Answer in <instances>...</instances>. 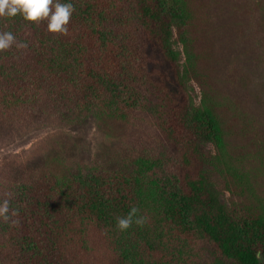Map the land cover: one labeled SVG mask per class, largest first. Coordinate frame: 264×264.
I'll list each match as a JSON object with an SVG mask.
<instances>
[{
    "label": "trees",
    "instance_id": "1",
    "mask_svg": "<svg viewBox=\"0 0 264 264\" xmlns=\"http://www.w3.org/2000/svg\"><path fill=\"white\" fill-rule=\"evenodd\" d=\"M70 2L66 34L0 19L28 45L0 52V139L106 137L79 165L4 158L0 264H262L264 0Z\"/></svg>",
    "mask_w": 264,
    "mask_h": 264
},
{
    "label": "rangeland",
    "instance_id": "2",
    "mask_svg": "<svg viewBox=\"0 0 264 264\" xmlns=\"http://www.w3.org/2000/svg\"><path fill=\"white\" fill-rule=\"evenodd\" d=\"M196 96L199 98V91L195 88ZM108 135V134H107ZM105 134L99 133L92 117L77 122L64 128L42 129L25 135L17 142L10 144L0 139V166L4 158L10 159L13 156L26 158V160L37 161L44 158V155L51 153L73 160L74 165L80 162L90 161L96 149L104 141ZM252 175L256 183L264 190V171L259 167L252 169ZM264 264V261H261Z\"/></svg>",
    "mask_w": 264,
    "mask_h": 264
},
{
    "label": "clouds",
    "instance_id": "3",
    "mask_svg": "<svg viewBox=\"0 0 264 264\" xmlns=\"http://www.w3.org/2000/svg\"><path fill=\"white\" fill-rule=\"evenodd\" d=\"M74 12L73 4L70 0L61 2V0H0V19H14L21 17L25 22L38 25L46 22L47 31L53 34H66L70 17ZM15 47L17 49L27 48L25 42L17 41L11 31H0V52ZM138 209L130 208L126 216L118 217L116 228L121 231H127L133 223L142 225L143 217H137ZM18 215L17 210L10 213L9 201H0V218L9 220L10 216Z\"/></svg>",
    "mask_w": 264,
    "mask_h": 264
}]
</instances>
